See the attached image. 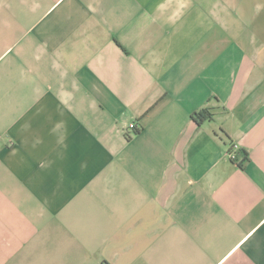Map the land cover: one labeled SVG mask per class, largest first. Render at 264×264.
Here are the masks:
<instances>
[{"label":"crops","instance_id":"obj_1","mask_svg":"<svg viewBox=\"0 0 264 264\" xmlns=\"http://www.w3.org/2000/svg\"><path fill=\"white\" fill-rule=\"evenodd\" d=\"M0 264H264V0H0Z\"/></svg>","mask_w":264,"mask_h":264},{"label":"trees","instance_id":"obj_2","mask_svg":"<svg viewBox=\"0 0 264 264\" xmlns=\"http://www.w3.org/2000/svg\"><path fill=\"white\" fill-rule=\"evenodd\" d=\"M211 118H212L211 113L206 109L200 110L193 114L194 121L199 125L210 120ZM243 156H244L243 159L246 160V157H247L246 153H243Z\"/></svg>","mask_w":264,"mask_h":264},{"label":"built area","instance_id":"obj_3","mask_svg":"<svg viewBox=\"0 0 264 264\" xmlns=\"http://www.w3.org/2000/svg\"><path fill=\"white\" fill-rule=\"evenodd\" d=\"M135 128V124H131L130 125V129H134ZM240 151V148L239 146L236 144V145H231L230 149H229V157L235 161V162H239L238 161V158H237V154L238 152Z\"/></svg>","mask_w":264,"mask_h":264}]
</instances>
